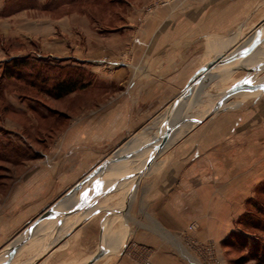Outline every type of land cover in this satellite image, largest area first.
Returning <instances> with one entry per match:
<instances>
[{"label": "crops", "instance_id": "0c3cea01", "mask_svg": "<svg viewBox=\"0 0 264 264\" xmlns=\"http://www.w3.org/2000/svg\"><path fill=\"white\" fill-rule=\"evenodd\" d=\"M13 1L0 0V78H9L2 67L4 69L14 58L35 52L41 57L51 56L87 65L106 84L99 88L101 101L95 105L86 103L84 114L74 123L70 122L65 133L58 135L56 147L40 154L44 160L33 161L14 180L4 183V193L0 195V245L3 238L18 231L32 215L51 205V199L58 195V200L93 171L124 139L127 128L145 125L147 117L152 121L162 107L166 114L176 90L174 83L179 84L186 77L178 73L184 68L179 66L176 71L173 63L189 61V51L197 60L202 58L206 31L221 32L219 36L231 41V50L243 42L249 43L256 29L264 31V0H195L190 9L181 7V19L171 27H163L160 23L168 20V13L164 16L154 11L146 13L142 25L138 21L144 11L141 5H136L131 11L136 16L124 23L120 31L115 29L111 36L101 35L93 29L88 16L33 18L28 5L16 6ZM36 11L39 12V8ZM159 27H163L161 33H157ZM125 30L133 31L134 51L139 52L143 47L145 54L133 53L129 63L104 70L99 64L102 49H123L128 42L127 37H121ZM258 46L260 51L264 48V38L253 48ZM253 54L250 53L244 62L252 63ZM262 56L261 53L253 62L251 71L252 68L264 71V65L254 67ZM262 81L264 75L259 83ZM259 91H255L260 95L255 109L261 110L258 114L261 117L256 122L261 125L264 124V88ZM0 93L9 94L2 83ZM223 114L227 115L214 114L199 119L191 128L180 129L177 125L187 122L182 112V117L173 121L170 136L146 168L134 169L133 176L120 179L123 171L119 170L117 158L112 160V165L84 181L81 186L97 179L100 173L103 191L91 199L80 220L72 219L64 227H69L71 233L65 244L57 249L70 246L67 252L71 255L72 251L81 259H87L86 262L103 250L104 254L93 264H101L99 260L109 254L107 264H134L125 261L123 254L117 256L131 240L161 255L154 264H195L192 259L201 264L181 239L191 223L196 225L191 236L197 241H213L224 246L223 240L233 230L245 201L264 179V137L252 133V120L250 133H244L238 126H245L247 119L242 123L240 118L233 116L235 112ZM0 126L22 136L14 120L2 119ZM113 141L116 144L110 152L102 154V148L105 150ZM151 153H147L145 159ZM62 156L68 157L69 161L61 160ZM111 170L115 172L110 176ZM71 203L63 201L51 217L65 212ZM82 238L85 247L81 245ZM20 248L16 244L13 251ZM57 249L53 251V257L60 254ZM175 254L183 255L186 261L172 257ZM62 259H56L52 264L75 263ZM39 264H45V261ZM219 264L227 263L223 259Z\"/></svg>", "mask_w": 264, "mask_h": 264}, {"label": "rangeland", "instance_id": "374dc122", "mask_svg": "<svg viewBox=\"0 0 264 264\" xmlns=\"http://www.w3.org/2000/svg\"><path fill=\"white\" fill-rule=\"evenodd\" d=\"M194 3L195 0L13 1V4L16 6L28 5L30 8V16L33 18L40 16L58 18L64 15L70 16L72 14L88 16L91 25H93V29L100 31V34L104 36H111L115 29L120 31V27L124 23H128L133 15L136 16V14H131L132 8H136V5H141L144 11V13L142 12L140 15V20L138 21L142 25L147 15L146 13L154 11L157 13L160 12V14L164 16L168 13V20H163L160 23H162L161 26L163 27H171L180 21L182 8L185 10L186 8L190 9V7L194 6ZM37 8H39V12L36 11ZM171 17L172 20H170ZM157 21L159 22L160 20ZM163 27H159L157 33H161ZM127 31L128 30H125L126 33H122L121 35L124 39L127 37L128 40L123 49L117 51H112L107 48L102 49V52L99 55L102 60L99 64H102L104 70L108 71L117 66H122V63H129L133 53L142 52L145 54L146 51L143 50V47L139 52L134 51V44L132 42L133 31ZM95 34L96 32L94 31V36ZM219 35H221V32L206 31L204 56L202 58L200 57L197 60L196 55L194 54L193 56L189 51V61H175L173 63L176 71L179 70V66L184 68V70H180L178 73H182L180 76L183 77L186 75V77H183L181 83H174V89L176 90L173 92L172 101L176 99L178 94L195 77L200 75L204 68H207L219 53H228L231 50V41H229L227 37L222 38ZM32 46L33 48L35 47V45ZM258 47L259 50H256ZM258 47L256 49L252 48L249 51L250 53H254V61H252V63L243 62L242 64L244 65H238V63L233 60L232 67L217 69L215 74L209 79L203 81L201 84V86L203 85L202 88L200 87L192 90L189 95L180 99L176 103L178 104L180 102L178 104L180 105L182 100L189 101L184 107L182 106L180 108L178 113H175L176 109L171 115L169 113V117L174 121L175 118L182 116L181 114L183 112V116L187 122L184 124H178V128H191V125H195L197 123L196 121L199 119L208 118L214 114H221L224 116L227 114L223 113L235 112L236 115L233 116L240 118L242 123L247 119V124L245 126H238V129H241L244 133H250V120H252V133H256L257 135L260 133L261 136L264 137V124H256L259 117H261V115H258L261 110L255 109V103L260 99V95H256L257 93L255 91L264 88V81L259 83L262 75H264V71H262V73L259 72L260 69L254 70L255 68H252L254 71H251V67L255 64H253V62L259 58L258 56L261 55V53L264 56V48L260 51L261 47ZM189 48L191 49V47ZM263 56L254 67L264 65ZM192 58L196 60H191ZM20 59H24L27 64L15 73L22 76L24 80L12 77L7 79L0 78V83H2L5 89H8L9 91V94L7 95L0 93V121L6 118L11 119L12 121L14 120V122L19 125V130L22 133V136H20L17 132H10L0 126V195L1 193H4V183L6 181L14 180L17 174L33 161L37 159L40 161L44 160V157H40V154L43 152L45 153L49 148L56 147L55 140L59 137L58 135L65 133L66 130H68L70 122L74 123L77 117L79 118L84 114L87 109L86 103H94L95 105L96 102L101 101L99 88L106 84V82L98 76L99 74L91 70V67L83 65L80 62L78 63L51 56L41 57L35 52H30L28 55L23 56ZM124 59H126V62L123 61ZM245 61H247V59ZM110 62H117L118 64L114 65ZM91 64L95 63L91 62ZM7 67H11V64ZM28 75L33 77L34 85H29V83L26 84L25 79H27L26 77ZM66 75L76 78L78 83L87 82L88 85L84 88L76 89L59 99H55L50 94L44 92L54 81L63 79ZM41 79H45L44 84L39 81ZM246 79H251L252 82L250 84L245 83L244 81ZM41 88L43 89L42 91L40 90ZM251 108H253V112L251 111ZM165 116L164 107H162V111H160L159 115L152 120H156L155 123H152L150 118L147 117L145 119L146 121L143 123L145 125H142L145 126V129L143 128L140 130L142 126L127 128L124 138L129 141L126 146H136V149L143 152V148L147 146L145 144L155 138L156 133L163 124ZM115 142L116 141L111 142L109 147L105 150L102 148V154L110 152L116 144ZM128 148L126 147V150H128ZM126 150L122 151V153L127 156L120 154L118 157L119 161L115 160L120 164L119 170L123 171L122 174L119 175L121 176L120 179L133 176L134 173L132 172L134 169L138 170V168H143L146 160V154L131 157L128 156L129 152ZM98 152H100V150ZM62 157L61 160H65L66 162L69 161L68 157ZM112 160L114 161V159ZM112 160L108 162L104 168L112 165ZM111 172L115 171L111 170L108 175L111 176ZM100 175L101 174L99 173L97 179L95 178L88 183L83 184L76 192L70 194L64 201H72V206L65 212L62 211L63 213H59L52 218L51 216L54 209L56 210L57 206L63 201L56 205L47 215L49 217H43L36 224L38 227L31 229L28 240L24 244L18 245L22 248L13 251L9 256L7 255L6 261V257H3L0 260V264H39L41 261H45V264H52L54 260H59V258H63V261L71 260V262H75L74 264H88V262H86L87 259H81L80 256L75 255L72 251L70 255L67 252L69 251L70 246H65L67 247L66 249L63 246L60 251L57 248L65 244L67 236L71 233L69 227H64H67L69 221L72 219L73 221L80 220V215L83 213L84 208L90 206L91 199L95 198L103 191L100 187L94 191L95 185L101 182L100 180L102 177ZM114 175L117 176L115 173ZM255 187L256 189H254L252 196L245 201V204L242 207V214L234 222L233 230L230 231L228 237L224 238V246L218 245L213 241H205V243L197 241L191 236V232L196 229L194 223H191L193 226L190 227L189 225L184 231L185 233L181 239L183 240L185 247L192 250L197 259L200 260L201 264H219L223 259L227 264H255L258 259H260L262 256V248L264 247V179ZM85 191H88L86 196L79 204H77V201ZM57 196L51 199L53 200V203L56 202ZM39 213L32 215L31 219L18 231L3 238V244L1 243L2 245H0V248L14 238V236H20L25 232L27 226L39 215ZM50 223L52 224L50 225ZM38 228H40L39 231ZM240 235L244 237L243 243L242 239L239 238ZM80 240L82 241V247H85V239L82 238ZM254 244H257L258 246L255 248ZM55 249H57V252L60 254L54 255L55 257H53L52 253ZM120 251L121 253H119ZM120 251L117 253L118 258L123 254L125 261L134 264H144L145 262L154 264V260H159L161 257V255L152 252L150 248L138 245L134 242L132 243L131 240L129 241L128 246L124 248V251L123 249H120ZM60 255L61 257H59ZM104 256H106V254ZM110 256V254L107 255V258ZM177 256L180 261H186L183 255L182 257L179 254H175L172 257L175 258ZM107 258L103 257L102 260L99 261H102L101 264H107ZM170 260L171 262L173 261L172 258H170ZM191 262L197 264L195 259H192ZM262 264H264V261Z\"/></svg>", "mask_w": 264, "mask_h": 264}, {"label": "water", "instance_id": "95a60500", "mask_svg": "<svg viewBox=\"0 0 264 264\" xmlns=\"http://www.w3.org/2000/svg\"><path fill=\"white\" fill-rule=\"evenodd\" d=\"M262 29L258 28L256 29V31L253 33V38L251 39V41L248 43L247 42H243L242 44L238 45L237 47H235L234 49H232L231 51H229L228 53H219L216 58L211 61V63L207 66V68H204L202 70V72L200 73V75H198L197 77H195L176 97V99L174 101H172L168 107L166 108V116L165 119L163 121L162 124V128L160 131V135L156 138H153L148 145L143 148V152L141 150L138 149H128L126 150V145L128 143L129 140H126L125 138L119 143V145H117L110 153L108 156H106L102 162H100L99 165H97V167L91 171L88 175H86L81 181L77 182L76 184H74L70 189H68L56 202H54L53 204L47 206L41 213H39V215L33 219V221L27 226L26 231L23 232V234L19 237L18 235L14 236V238H12L9 242H7L5 245H3L0 248V254L5 252L10 246H12L14 243L18 244V245H22L24 244L28 238L30 237V231L31 229L36 226V224L45 216H47L52 210L53 208L58 205L59 203H61L62 201H64L70 194H72L73 192H76L81 184L86 181L89 180L90 178H92V175L96 174V172H101L102 168H104V166L110 162L112 159H116L120 156V153L124 150L128 151L129 154L128 156H138V155H143V154H149L150 152L151 155L147 157V159L145 160V163L143 165V168H146L152 157L159 151L160 148H162V146L164 145V143L166 142V140L168 139V137L170 136V130L173 126V121L172 119L169 117V113L172 110V108L176 105V103L186 97L187 95H189L192 90L196 89V88H200L201 84L203 83L204 80L209 79L213 74H215V71L219 68V66L226 64L229 61H233L236 58H239L240 56H242L244 53H246L247 51H249L250 49H252L253 47L257 46L260 41L262 40V38H264V31H261ZM125 148V149H124ZM121 155H126V154H121ZM129 158V157H128ZM133 159V158H132ZM132 161V160H131ZM99 187H101V184H97L94 187V191H96L97 189H99ZM92 191V190H91ZM88 191H85L83 193V195L80 197V199L77 201V204H79L84 197L86 196ZM76 204V203H75ZM76 206V205H75ZM56 216V215H55ZM13 252V250L10 249L8 250V256ZM104 254L103 250H99L95 255H93V257L88 261V264H91L92 262H94L95 260H97L99 257H101Z\"/></svg>", "mask_w": 264, "mask_h": 264}, {"label": "trees", "instance_id": "16d2710c", "mask_svg": "<svg viewBox=\"0 0 264 264\" xmlns=\"http://www.w3.org/2000/svg\"><path fill=\"white\" fill-rule=\"evenodd\" d=\"M10 64H11V67H7V66H10ZM10 64L9 65L6 64V66L3 69V72L6 74V76L16 78V79H23L22 76L16 74L15 72L19 71V69H22L24 67V65L27 64L26 61L24 59L14 58ZM26 78H27V79H25L26 84L29 83V85H34V80L32 79L33 77H30V75H28ZM36 79H37V77H36ZM39 81H41L43 84L45 83V79H41ZM87 85H88L87 82L78 83L76 78H73L70 75L69 76L66 75L65 78L58 79V80L54 81L50 85L49 88L45 89L44 92H46L47 94H50L55 99H59V98L65 96L67 94H70L71 92L75 91L76 89L84 88ZM40 90L42 91L43 89L41 88ZM239 238L242 239V243H243L244 237H242L240 235ZM254 245H255V248L258 246L257 244H254ZM261 255H260L261 256L260 259H258V261L255 264H262L263 263V261H264V247L262 248Z\"/></svg>", "mask_w": 264, "mask_h": 264}, {"label": "bare ground", "instance_id": "6f19581e", "mask_svg": "<svg viewBox=\"0 0 264 264\" xmlns=\"http://www.w3.org/2000/svg\"><path fill=\"white\" fill-rule=\"evenodd\" d=\"M249 51L248 52H246L245 53V55H242V56H240L239 58H236L235 59V61L238 63V64H241V63H243L246 59H247V57H248V55H249ZM232 65H233V63H232V61H230V62H228L227 64H223V65H221V66H219V68L218 69H221V68H230V66L232 67ZM189 101H184V100H182V102H181V104L180 105H178V104H176L173 108H172V110H171V113H173L174 112V110L176 109V112L175 113H178L179 111H180V108L182 107V106H184L186 103H188ZM178 109V110H177ZM180 117H182V116H179L178 118L180 119ZM161 128H162V126L160 127V129L158 130V132L156 133V135H155V138L157 137V136H159L160 135V131H161ZM145 145H148V142L145 144ZM133 146V145H132ZM132 146H126L127 148L129 147L130 149L132 148V149H136V146H134V147H132ZM128 148V149H129ZM125 149V148H124ZM125 156V155H124ZM127 156V155H126ZM47 217H49V216H47ZM37 227V225L36 226H34L32 229H34V228H36ZM23 234V233H22ZM21 234V235H22ZM20 235V236H21ZM19 236V237H20ZM15 245H16V243H14L12 246H10L11 247V249L13 250L14 249V247H15ZM10 247L5 251V252H3V253H1L0 254V260L3 258V257H6L7 256V252H8V250L10 249Z\"/></svg>", "mask_w": 264, "mask_h": 264}, {"label": "snow or ice", "instance_id": "6c2138e0", "mask_svg": "<svg viewBox=\"0 0 264 264\" xmlns=\"http://www.w3.org/2000/svg\"><path fill=\"white\" fill-rule=\"evenodd\" d=\"M244 82L250 84L252 81H251V79H246Z\"/></svg>", "mask_w": 264, "mask_h": 264}, {"label": "built area", "instance_id": "2783aa9c", "mask_svg": "<svg viewBox=\"0 0 264 264\" xmlns=\"http://www.w3.org/2000/svg\"><path fill=\"white\" fill-rule=\"evenodd\" d=\"M193 226V225H190V227ZM144 264H150L149 262H145Z\"/></svg>", "mask_w": 264, "mask_h": 264}]
</instances>
